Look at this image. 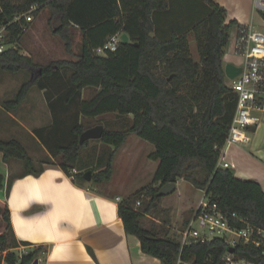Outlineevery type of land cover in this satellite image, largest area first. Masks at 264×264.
Segmentation results:
<instances>
[{"label": "trees", "instance_id": "obj_1", "mask_svg": "<svg viewBox=\"0 0 264 264\" xmlns=\"http://www.w3.org/2000/svg\"><path fill=\"white\" fill-rule=\"evenodd\" d=\"M202 1L204 10L187 15L171 8L173 0H5L2 3L3 21L27 12L34 4L41 6L40 11L50 9L53 21L58 23L53 32L62 39L70 55L71 30L77 29L83 35L76 60L38 66L15 45L26 34L15 26L11 28L9 41L16 48L0 54L1 71L31 73L35 68L42 69L41 76L25 83L14 100L1 106L13 113L24 104L32 87L38 86L44 92L54 117L53 132L46 134V129L41 128L37 130L38 139L49 154L59 159L57 165L75 184L84 187L91 183L99 187L110 183L116 156L131 135L154 146L150 159L158 162V168L152 185L123 200L118 212L126 233L136 236L142 251L162 264H178L179 260L181 264H224V255L229 250L222 239L182 247L180 234L165 233L159 237L162 226L150 229L145 225L147 218L159 221L164 218L163 223L168 224L165 210L159 205L163 197H157L160 188L168 183L184 180L211 195L231 216L246 219L264 230L262 186L217 167L237 108V96L229 88L225 75V50L232 30L243 27L235 21L226 23L227 12L215 0ZM116 34H127L129 43L121 42L114 53L103 56L94 53ZM190 34L196 41L199 62L191 57ZM65 71L70 74L67 92L63 93L64 90L59 92L63 88L59 84ZM87 88H94L96 93L81 101ZM74 105L79 107V113L61 137L57 116ZM106 114L122 117V127H104L103 137L98 141L107 148L97 159L92 157L93 162H82L83 152L91 141L81 145L80 136L92 126L79 122L78 116L97 118ZM129 116L133 119L126 120ZM0 152L7 164L23 163L22 176L43 172L42 166L35 168L26 148L16 139L0 138ZM42 163L53 164L50 159ZM73 169L77 170L76 174L72 173ZM88 171L92 172L90 182L84 178ZM2 182L0 176V188ZM12 183L10 179L8 193ZM138 201L141 205L136 208ZM0 214L6 228L0 236V264H30L39 258L45 251L43 247L28 255L15 251L20 244L12 231L10 210L7 206L0 207ZM230 222L237 228L244 227L232 217ZM234 255L237 259L264 264V255L251 245L236 247Z\"/></svg>", "mask_w": 264, "mask_h": 264}, {"label": "crops", "instance_id": "obj_2", "mask_svg": "<svg viewBox=\"0 0 264 264\" xmlns=\"http://www.w3.org/2000/svg\"><path fill=\"white\" fill-rule=\"evenodd\" d=\"M215 1L226 10V23L235 21L244 29L252 27L258 30L263 13L255 9L254 0ZM172 4L171 8L186 15L205 9L202 0H173ZM239 31V27L232 30L229 50H226L224 57L225 66L229 63L237 66L233 61H241L233 53ZM260 116L261 122L248 129L250 142L230 146L224 160L237 178L255 180L264 190V114ZM143 141L139 137L135 140L137 146L142 148L146 147ZM126 146L127 143L118 154ZM148 150L149 155L155 151ZM126 153H130L129 150ZM134 156L132 154L130 157H139ZM42 162L35 165L37 169L43 167L40 175L22 176L24 166L18 161L5 163L0 152V176L3 177L0 205L10 210L12 231L20 244L15 250L18 254L28 255L43 247L45 251L39 257L44 264H162L159 259L142 251L139 239L126 233L119 216L120 203L125 196L135 194L138 189L129 193L125 188L114 185V188L108 187V192H97L96 187L92 189L87 186L88 183L84 187L75 184L73 178L66 175L57 163ZM149 162L155 164L157 170L158 162ZM10 179H13V183L8 193ZM183 181L178 180L177 193H180L178 187ZM180 195L183 203L192 207L190 221L198 203L194 206L191 197L183 193Z\"/></svg>", "mask_w": 264, "mask_h": 264}, {"label": "rangeland", "instance_id": "obj_3", "mask_svg": "<svg viewBox=\"0 0 264 264\" xmlns=\"http://www.w3.org/2000/svg\"><path fill=\"white\" fill-rule=\"evenodd\" d=\"M51 18L52 12L50 9L47 8L40 11L35 16V20L26 32V35L15 44L21 54L32 58L34 63L38 66H45L59 60H76V56L81 52L83 35L77 29L71 30V36L73 38L72 54L74 56L68 54L62 39L53 32V28L58 26V23ZM258 30L264 33L263 15H260ZM188 38L191 57L199 62L200 55L195 38L192 34H190ZM226 50H229V46ZM233 62L239 65L238 60H234ZM68 74H70L68 71L62 73L63 81L59 86L61 85L63 88H59V92H63V90V93L67 92L66 87H68L69 83ZM39 76L38 68L31 70V73L25 70H21L18 73L0 70V108H2L0 109V138L6 140L16 139L21 142L36 166L47 159H50L53 163H59V159L49 154L46 147L41 144V141L38 139L37 130L41 128L46 129V134L53 132L54 117L47 106L44 92L41 91L38 86L32 87L24 104L13 113L4 109L1 105L6 101L14 100L25 83L35 80ZM95 93L96 91L94 88L85 89L81 95V101L89 100ZM78 113L79 107L74 105L58 114L57 120L60 122L58 126L59 136L64 137L66 135L67 128L73 123ZM11 115H13L16 120L13 119ZM78 119L79 122L84 125H91L92 127L97 125L115 129L122 127V117L117 114H106L97 118H87L79 115ZM132 119L133 116L126 118V120ZM136 138H138L136 135H132L127 142L126 148L124 150L122 149L123 151L116 156L114 176L111 183L96 188H94L91 183H88L87 186L96 189L97 192H108L110 190L108 187L112 186L114 188L115 185L117 188H125L129 193H134L137 189L140 190L152 185L156 166L149 162L151 159L148 148L151 151H154L155 148L146 141H143L146 147L142 148L137 146L135 142ZM106 148L107 147L100 141L92 140L89 147L83 152L84 157L82 162H93L94 159H92V157H96L97 159L100 153ZM127 150H129L130 153H126ZM132 154L135 155L134 157L138 155L139 157L132 158L130 157ZM20 164L23 165L22 162H20ZM178 192L180 193L176 191L175 194L164 197L159 203L160 208L165 210L164 216H166L168 224L163 223V221H165L164 218H162L161 221L152 218L145 219V225L150 229L155 226H162L161 231L158 233L159 237L164 236L165 233H169L170 236L178 233L182 236V233L187 228L188 225L185 226V222L188 221L191 216L192 207L189 208L183 203L182 196L180 195L181 193L186 197H191L194 206L199 203L203 196L202 192L186 181L179 183ZM132 196H134V194L125 196L124 200ZM0 207L3 208L2 205H0ZM5 231V223L0 214V236Z\"/></svg>", "mask_w": 264, "mask_h": 264}, {"label": "built area", "instance_id": "obj_4", "mask_svg": "<svg viewBox=\"0 0 264 264\" xmlns=\"http://www.w3.org/2000/svg\"><path fill=\"white\" fill-rule=\"evenodd\" d=\"M4 1L0 0V54L16 48L9 41L11 28L19 26L27 32L28 25L34 22L36 13L41 9L39 4H34L27 12L17 14L9 21H3L1 14ZM254 7L264 13V0H254ZM121 35L110 37L94 53L103 56L107 52H117L122 42ZM233 53L241 60L237 66L242 68V72L234 79L227 78L229 88L237 96V108L217 165L224 169L230 168L224 160L228 148L232 145L249 143L248 129L257 126L261 122L260 115L264 114V33L252 27L240 29L233 44ZM72 173L76 174L77 170L73 169ZM140 205L138 201L136 208ZM230 217L243 223L244 227L233 226ZM214 239L224 240L229 249H235L240 245H251L264 255V230L255 227L246 219L231 216L204 191L187 228L182 233V247L192 243L210 242ZM223 261L224 264H254L245 259H237L234 252L229 250L224 255ZM30 264H44V261L39 257ZM178 264H181V260Z\"/></svg>", "mask_w": 264, "mask_h": 264}, {"label": "water", "instance_id": "obj_5", "mask_svg": "<svg viewBox=\"0 0 264 264\" xmlns=\"http://www.w3.org/2000/svg\"><path fill=\"white\" fill-rule=\"evenodd\" d=\"M121 41L123 44H128L130 39L127 34L121 35ZM242 72V68L239 66H235L233 64H226L225 66V75L228 79H234ZM39 74L42 75V69H39ZM104 134V126L97 125L90 129H87L82 133L80 136V144H84L85 142L92 141V140H101ZM230 172L234 175V170L230 169ZM84 178L86 181L90 182L92 179V172L88 171ZM177 191V183H168L160 188L159 192L157 193V197H167L173 195ZM230 252H234V249L230 248Z\"/></svg>", "mask_w": 264, "mask_h": 264}]
</instances>
